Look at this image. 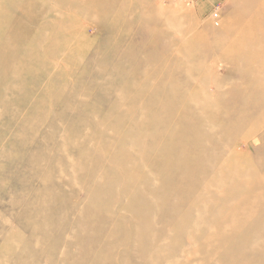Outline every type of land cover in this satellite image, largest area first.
I'll list each match as a JSON object with an SVG mask.
<instances>
[{
    "label": "bare ground",
    "instance_id": "6f19581e",
    "mask_svg": "<svg viewBox=\"0 0 264 264\" xmlns=\"http://www.w3.org/2000/svg\"><path fill=\"white\" fill-rule=\"evenodd\" d=\"M48 1L53 0H0V37L5 38L4 35L13 23L14 30L9 33L15 35L18 44H23L24 37L29 38L32 35L33 27L34 29L53 28L55 20L47 21L45 26L40 22L41 25L38 27L41 16H56L57 19L62 20L60 24H55L53 37L47 32L36 35L33 39L35 48L22 57L24 61L40 63L42 62L40 50L43 49H40V45L54 46L51 50L61 47V50L56 51L51 57L44 58L45 63H51L49 69L53 71V75L64 71L70 77L71 72H75L77 66L69 70L63 66V60L69 55H80L73 53L66 46L72 44L73 39H76L75 42H83L89 38L83 22L79 37H69L66 41H61V38L68 35L67 32L74 27L72 20L75 18L72 16L74 11L87 14L88 17H94L98 13L104 15L98 23L91 25V28L96 30L95 41H100L99 46H102L95 53L98 57L106 51L104 46L130 44L134 34L144 33L143 42L156 44V48L153 49L147 48L145 44L137 50L145 54L144 59L132 55L130 49L128 62L115 58V65L107 76L104 68L106 84L97 87L101 92H110L113 97L118 95V100L112 105H107L109 111L105 113V120L100 125L103 124V129L107 127L115 134L116 151L118 146L126 144L134 149V152L120 154L123 173L112 175L111 168L104 172L107 180L114 182V186L109 188L103 184L99 189L102 188V192L106 194L111 192L112 196L106 198L105 195L99 198L98 195L97 199V194H94L88 202V211L78 213L79 233L76 240L77 249L74 253L78 257L87 255L90 264H134L129 262V258L134 261L142 260L144 264H158L159 258L165 255L171 256L176 251L180 237L184 239L188 232L190 236L199 235L204 226L212 225L218 243L214 248L220 249L223 253L220 264H245L246 260L254 258L264 260L260 241L264 235V221L256 226V222L250 220L248 222L251 223L238 234V219L231 220L224 216L214 202L216 190L213 189V185H217L216 179L227 172L235 181L236 193L242 202L248 204L250 196L245 195L244 190L247 189V193L250 194V185L259 179L257 175L249 178L238 165H234V161L244 156V152L238 147L243 145L250 149L257 139L261 146L250 150V154H256L257 156H254L258 159L253 168L264 167V135L261 134L264 130V92L259 89V87L264 88V82L256 72L251 75L239 74L234 79L223 78V80L233 85L235 89L239 88L236 84L247 85L249 81H256L257 86L249 88L247 97L234 93L224 102L201 100L198 97L199 90L203 91L208 84L219 87L222 81L208 70L209 61L213 65L217 61L230 64L231 74L236 72L237 68L244 67L243 70L249 68L251 70L261 67V64L256 62L255 55L244 54L245 51L253 53L254 40L249 39L248 45L242 46L234 43L228 46L227 40L233 36L264 35V0H242L243 4L235 7L233 19L241 28L231 29L225 24L220 31L208 29L195 34L193 39H190L191 44L182 43L176 50H173V41H175V33L180 34V32L175 30L174 17H164L166 8L170 10V7H162L160 0L149 2L145 0H56L54 2V0L53 4ZM8 3L9 5H6ZM9 7L13 10L11 14L8 13ZM152 33H155L153 37ZM211 36L214 41L205 40L211 39ZM163 38H166L164 42H158ZM58 42L65 46H59ZM196 44L201 49H195ZM10 47L9 44L6 46V48ZM62 49H66V52L58 55ZM154 55L164 62L158 65L152 58ZM258 61L264 64V56ZM30 69L31 65L19 64L18 60L9 64L8 72L14 74L12 77L16 81L7 88L1 103L10 109V114L13 116L18 115L21 110L12 106L13 99L9 97L29 81L28 77L18 71L25 72ZM204 71V83L195 86L179 84ZM49 75H44L43 78L46 80L50 78ZM159 75L160 80L156 82ZM10 78L8 76L7 80ZM47 80L49 84L52 83L51 79ZM22 88L19 91L21 95ZM59 90L68 91L63 84ZM88 91L89 89L86 88L82 93ZM140 91H146L145 95L135 93ZM42 102L43 100L37 101L35 107L26 111L27 114H33L32 111ZM60 105L62 113L72 110L66 103ZM209 112L213 113L214 118L207 116ZM216 112L222 113V116L216 117ZM224 114L227 115V120L223 119ZM227 121H231L233 126L224 127ZM242 131H245V137L239 139L238 133ZM103 132L106 134L104 130ZM229 136L235 138L225 143L224 139ZM108 146L111 145L106 143V148ZM47 148L50 147L39 148L31 156L32 166L37 169L34 173L36 179L44 180L49 176L43 171L46 168L43 162L50 166L49 172H51L54 166L52 163L55 161L58 164V159L62 160L60 156L56 159L49 158ZM88 154L89 150L81 147L82 158H79V162L81 163ZM67 163L72 165L73 161L69 159ZM148 168L149 172H146ZM69 172L73 179L78 175V171L74 168H70ZM154 180L156 182H153ZM121 181L127 186L134 182L138 184V188L129 193L132 200L131 204L126 206V209L131 211L129 218L107 214L106 207L110 204L124 206L121 202L125 192L117 188ZM259 185L264 187V179ZM89 188L94 192L91 187ZM44 193L36 192L40 198ZM222 193L223 190L219 192L220 195ZM163 206L174 208L173 212L169 213L173 225L169 227L168 232L171 236H175L176 241L168 249H162L158 243L160 235L164 234L167 228L164 230L156 228L158 220L163 217L161 215ZM33 209L34 206L30 205L19 219V223L29 231H36L38 223V217L30 212V210L34 211ZM105 221L115 222L116 225L113 229H105L103 227ZM226 223L230 228L223 232ZM90 233L93 241L88 244L83 237ZM237 234V237L242 239L238 245L231 247L229 239ZM102 238H106L105 244L99 247L98 242ZM124 243L127 247L119 252V245ZM13 249L12 247L11 255L17 256ZM26 253L29 255V252ZM115 259L118 262H115ZM254 261L255 259L252 262Z\"/></svg>",
    "mask_w": 264,
    "mask_h": 264
},
{
    "label": "rangeland",
    "instance_id": "374dc122",
    "mask_svg": "<svg viewBox=\"0 0 264 264\" xmlns=\"http://www.w3.org/2000/svg\"><path fill=\"white\" fill-rule=\"evenodd\" d=\"M53 1H48V3L53 4ZM145 1L149 2L151 0ZM162 1L160 0L162 7H170V10L166 8L164 17H174L175 30L180 32V34L175 33L173 50H176L182 43L189 42L188 44H191L190 39H193L195 34L208 31V29L220 31L225 24L231 29L241 28L234 21L233 16L235 7L243 4L242 0ZM6 5H9V3ZM8 11L11 14L13 10L9 7ZM72 14V16H75L72 19L74 27L67 32L68 35L61 38V41L64 42L69 37H79L80 27L83 22L84 30L89 38L83 42H75L76 39H73L72 44L66 46L67 49L81 56L69 55L63 60V66L69 70L77 66L75 72H71L70 77L64 71L53 75V71L49 69L51 63H45L44 61V58L51 57L56 51L61 50V47L51 50L54 46L49 44L40 45V49L43 48L40 50V57L42 58V62L40 63L24 61L22 58L25 54L28 55V51L35 48L33 47V39L40 32H47L51 37L54 36L55 24L63 22L57 19L56 16H41L37 26L41 25L40 22H43L45 26L47 21L55 20L53 28L43 27V30V28L34 29L33 27L32 35L29 38L24 37L23 44H18L14 38L15 35L10 32L11 36L9 33V31L14 30L13 23L10 24L9 29L4 35L5 38L0 37V264H90V259L87 255H79L78 257L74 253L77 249L76 240L79 233L77 224L79 220L78 213L88 211V202L93 198L94 194H97V199L98 195L99 198L105 195L106 198L112 196L111 192L106 194L104 191L102 192V188L99 189L103 184L109 188L114 186V182L109 179L107 180L104 172L111 168L110 172L112 175L123 173V167L119 159L120 154L134 152V149H131L126 144L118 146L116 151L114 147L117 143L115 134L107 127L103 129V124L100 125L105 120V113L109 111L107 105L115 103L118 100V95L113 97L110 92H101L97 86H100V84L105 86L104 68H106L105 76H107L115 65V58L128 62V53L132 49V55L138 59H144L145 54L139 53L137 50L145 46V44L147 48L153 49L156 48V44L153 42H143L144 33L134 34L130 44L104 46L106 51L103 54H99L98 57L95 53L102 46H99L100 41H95L96 30L92 29L91 25L95 22L98 23V20H101L104 15L98 13L94 17H88L87 14L75 11ZM154 35L155 33H152V37ZM165 39L163 38V40L158 42H164ZM249 39L254 40L252 45L254 46L253 53L245 51L244 54L255 55L257 57L256 62L261 64V67H255L257 69L251 68V70L250 68L243 70L244 67L237 68V71H233L234 73L231 74L232 67L230 64L217 61L213 65L209 61L208 70L214 73V77H220L222 81L219 87L208 84L203 91L199 90V99H208L209 101L220 100V102H224L228 101L234 93L245 98L248 96L246 93L249 88L257 86L256 81H249L247 85L236 84L239 88L235 89L233 85L224 82L223 78L234 79L239 74L251 75L256 72L258 77L264 82V64L258 61L260 57L264 56V35L233 36L227 40V45L229 46L230 43L240 46L248 45ZM205 40L214 41L215 39L211 36V39ZM8 44L11 45L10 48H6ZM58 45L65 46L59 42ZM194 47L195 49H201L197 44ZM219 50L220 48L217 50V54ZM17 52L19 54L16 55ZM63 52H66V49H62V52L58 55ZM152 58L156 60L158 65L164 62L163 59L157 58L155 55ZM14 60H18L19 64L31 65L29 71H18V73L28 77V83H24L18 92L13 93L9 97L11 100L13 99L12 106L21 110L16 116L11 115L10 109L4 107L1 103L7 88L11 84H14L13 81H16L12 77L14 74L8 72L9 64ZM204 73L205 71L201 74L196 73L188 81L183 80L179 84L195 86L204 83ZM47 74H50V78L48 77L47 79H51V84L48 83L47 79L43 78ZM8 76L11 77L9 80H7ZM159 80L160 75L156 78V82H159ZM62 84L68 89L67 92L59 90ZM21 88L22 95L19 92ZM86 88L89 91L82 93ZM259 89L264 92V88L259 87ZM145 92L140 91L135 93L145 95ZM41 100L43 102L38 105L36 110L32 111L33 114H27L26 111L30 110L31 107H35L37 101ZM61 103H66L72 110L68 113H62L60 109ZM44 113L48 114L44 115ZM215 115L220 118L222 113L216 112ZM207 116L214 118L212 112L207 113ZM226 117L227 115L223 119L227 120L228 118ZM231 126H233L231 121L225 122L224 127L229 128ZM103 130L107 135L104 134ZM261 134L264 135V130ZM243 137H245V131L239 132L238 138L242 139ZM233 138L229 136L224 139V142L229 143ZM84 140L87 141L84 142ZM106 143L111 146L106 148ZM254 144L250 149L243 145L238 147L239 150L244 152V156L234 161V165H238L239 169L243 170V173L248 175L249 178L252 175H257L259 179L250 185V194L247 193V189L244 190V194L250 196L248 204L242 202V199L236 193L235 181L231 179L227 172L222 177L216 179L217 185H213V189L216 190L215 204H217L219 210L228 219H238V234L251 223L248 221L254 220L256 226L264 221V187H260L261 185H259L264 179V167L260 168L256 166L253 168L258 159L256 154H254L256 156L250 154V150L261 146L257 139L254 141ZM45 146L55 150L51 151L52 149L49 148V150L47 148L49 158L56 159L60 156L59 158L62 160L58 159V164L55 161L52 163L54 166L51 172H49L50 166L46 162H43L46 166L43 171L49 176L45 177L44 180H42L43 178L36 179L34 173L37 169L32 166L31 156L36 150ZM81 147L88 149L89 154L80 163L79 158H82L80 157ZM69 159L73 161L72 165L67 163ZM70 168L78 171V175L74 179L69 172ZM148 170L149 168L146 172ZM153 182L156 181L154 180ZM89 187L94 192H91ZM118 187L125 192L121 202L124 206L119 207L117 204H110L106 207L107 214L109 213L113 216L122 215L129 218L131 211L126 209V206L132 202L129 193L131 194V192L137 189L138 184L134 182L127 186L124 181H121L118 183ZM222 190L223 193L220 195L219 192ZM36 192L45 193L40 198ZM30 205L34 206V211L30 210V212L35 217H38L36 231H29L19 223V219H21V216ZM171 208L168 206L161 207V215L163 217L158 220L156 225L158 230L167 228V231L160 235L161 237L158 241L162 249H168L176 241L175 236H171L168 232L169 227L173 225L169 213L173 212L174 208ZM158 211H160V208H158ZM115 225V222L105 221L103 227L109 230L113 229ZM229 228V224L226 223V228L223 232H226ZM238 234L229 239V241L231 240L229 242L231 247L238 245L242 239L241 237H237ZM186 235L184 239L182 237L179 238L176 251L171 256L165 255L159 258L157 263L220 264L223 253L220 252V249L214 248L218 244L214 234V226H204L199 235L192 234L193 236H190L189 232ZM118 237L120 238L121 235ZM83 238L88 244L93 241L91 233L90 235H85ZM262 238L260 241L262 251L264 252V235ZM105 240L106 238H102L98 242V246L103 247ZM126 243L119 245V252L127 247ZM11 246L14 248V253H17L19 256L17 254V256L11 255ZM26 252H29V255ZM254 259L255 261L252 262ZM254 259L246 260L245 264H264V260L260 258ZM114 261L118 262L117 259ZM129 262L144 264L142 260L134 261L132 258H129Z\"/></svg>",
    "mask_w": 264,
    "mask_h": 264
}]
</instances>
